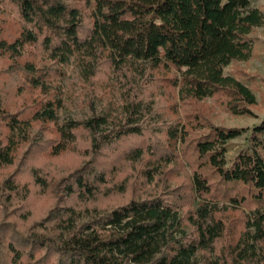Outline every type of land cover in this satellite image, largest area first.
Segmentation results:
<instances>
[{
	"label": "trees",
	"instance_id": "obj_1",
	"mask_svg": "<svg viewBox=\"0 0 264 264\" xmlns=\"http://www.w3.org/2000/svg\"><path fill=\"white\" fill-rule=\"evenodd\" d=\"M256 1L0 0V92L10 83L20 100L0 97V169L15 167L0 195L24 200L34 187L54 200L27 229L1 222L0 264H264V121L228 164L227 144L245 129L191 136L193 123L163 117L144 92L158 73L182 102L223 92L233 114H250L255 95L225 69L252 55L264 23ZM70 66L85 82L107 68L118 97L100 111L93 100L90 117L63 118L55 82ZM182 159L192 173L172 188ZM131 180L161 188L99 205ZM243 207L242 231L228 233L229 214Z\"/></svg>",
	"mask_w": 264,
	"mask_h": 264
},
{
	"label": "rangeland",
	"instance_id": "obj_2",
	"mask_svg": "<svg viewBox=\"0 0 264 264\" xmlns=\"http://www.w3.org/2000/svg\"><path fill=\"white\" fill-rule=\"evenodd\" d=\"M254 5L258 7L264 14V0H257ZM4 11V9H2ZM10 9L5 12L8 13ZM9 14V13H8ZM6 14L5 16H7ZM15 18V14L10 15ZM252 44L253 52L248 60L233 61L225 69V75H230L239 81H242L256 97L257 104L254 107H250L251 113L248 115H235L231 112L228 107V101L230 97L226 93H219L213 98H207L199 101H184L179 99L177 91L171 83L164 82L161 80L163 77L156 73L155 82L146 86L144 89L145 97L154 99L156 101L155 109L168 120H178L181 123H193L191 136L200 135L209 130V127H223V128H236L245 129L242 137L230 140L227 144L226 162H230L245 148L249 145L250 132L264 121V23L256 27L252 32ZM111 78H117L116 75L110 74L109 70L105 67L102 68L101 72L97 74V77L92 82L82 81L79 77L78 71L70 66L66 69V76L64 80H57L55 84L62 89L64 92V98L67 100V107L63 112V118L72 117L75 119H84L90 117L93 112L91 108V102L96 100L97 109L100 111L102 107H105L116 99L118 95L114 92H109ZM110 79V80H109ZM7 83L9 81L7 80ZM7 86L5 91L0 92V97L7 101L10 105L20 104V100L13 96L11 89L8 87L9 84H3ZM9 90V93H8ZM120 98V97H119ZM67 164H70L75 160L73 156L64 159ZM183 171H179V178L172 180V188L179 187L187 184V177L192 173V166L187 164V161L182 159ZM15 167L13 168H2L0 169V181L5 180L11 174L14 173ZM132 173L130 170L125 174ZM125 174L120 175L123 177ZM64 175L62 170H58L54 176V180H59ZM134 175V173L132 174ZM137 175L133 176V181ZM137 178V177H136ZM132 182V180H131ZM142 185L135 187L133 182L129 187L126 194L106 199L101 198L100 204L107 207H114L116 204L127 201L131 196L144 197L161 188L160 185ZM22 196H15L14 201L9 202L5 197L0 195V224L1 222H10L16 224L17 228L24 230L29 228L34 220H40L43 216L54 206V200L52 195L40 194L37 188H32L28 197L22 200ZM184 214L189 209L194 207L192 202H188L185 206ZM248 207H243L241 211L231 212L227 218L228 227L232 232H241L243 228V220L245 212ZM30 212L28 214L27 211ZM41 210L39 217L33 218V214L36 211ZM245 211V212H244ZM29 215L24 217V215ZM33 215V216H32ZM235 236V235H234ZM229 237V236H228ZM220 244V249L225 250L233 239L230 237ZM238 236L236 235L235 238ZM231 241V242H230Z\"/></svg>",
	"mask_w": 264,
	"mask_h": 264
}]
</instances>
